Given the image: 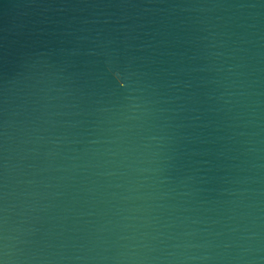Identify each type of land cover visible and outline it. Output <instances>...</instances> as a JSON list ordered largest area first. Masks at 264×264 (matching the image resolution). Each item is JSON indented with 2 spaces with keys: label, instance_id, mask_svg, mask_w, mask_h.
Returning a JSON list of instances; mask_svg holds the SVG:
<instances>
[{
  "label": "water",
  "instance_id": "95a60500",
  "mask_svg": "<svg viewBox=\"0 0 264 264\" xmlns=\"http://www.w3.org/2000/svg\"><path fill=\"white\" fill-rule=\"evenodd\" d=\"M0 264H264V0H0Z\"/></svg>",
  "mask_w": 264,
  "mask_h": 264
}]
</instances>
